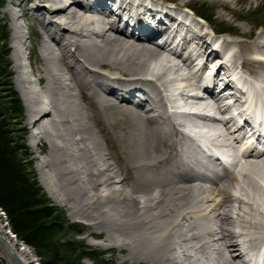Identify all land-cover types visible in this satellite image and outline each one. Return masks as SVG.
<instances>
[{
  "label": "bare ground",
  "instance_id": "obj_1",
  "mask_svg": "<svg viewBox=\"0 0 264 264\" xmlns=\"http://www.w3.org/2000/svg\"><path fill=\"white\" fill-rule=\"evenodd\" d=\"M64 1L69 8L63 0H15L0 9L2 18L14 22L16 83L26 109L22 119L26 116L38 130L34 138L51 145L38 165L46 192L70 216L93 220L88 237L102 238L104 249L118 250V264H247L246 256L262 246L264 235V188L258 183L263 178L257 167L264 155L243 156L247 164L238 165L239 176L229 175L238 188H228V177L195 188L179 173L206 168L191 153L190 133L198 126L190 113H171L169 107H180L177 93L190 110L225 114V101L233 97L228 90L245 94L240 81L233 80L237 70L248 90L264 93V30L254 40L244 29L223 39L207 30L215 31L210 19L202 24L186 9L208 1L230 21L244 19L243 11L262 9L264 0ZM21 18L28 35L20 33ZM165 47L170 57H162ZM26 49L27 72L19 55ZM200 61L203 67L194 71ZM213 65L216 73L210 76ZM199 74L209 80L212 93L220 80V94L209 101L197 97L208 87L195 81ZM182 119L192 122L183 124L186 130ZM234 121L227 117L222 129L205 125L212 135L200 136L215 148H230L237 133L230 131ZM99 133L109 144L122 146L124 160L108 161L112 153ZM1 211L4 247L20 264H35L33 246L19 244L8 232L6 224L15 234ZM0 260H5L1 254Z\"/></svg>",
  "mask_w": 264,
  "mask_h": 264
},
{
  "label": "trees",
  "instance_id": "obj_2",
  "mask_svg": "<svg viewBox=\"0 0 264 264\" xmlns=\"http://www.w3.org/2000/svg\"><path fill=\"white\" fill-rule=\"evenodd\" d=\"M2 4L0 0V9ZM9 35L8 26L0 22V208L13 232L36 248L44 264H79L87 257L97 261L86 247H77L80 241L67 238L63 214L43 191L30 162L24 128L17 129L23 107L18 93L8 88L11 73L5 48Z\"/></svg>",
  "mask_w": 264,
  "mask_h": 264
},
{
  "label": "rangeland",
  "instance_id": "obj_3",
  "mask_svg": "<svg viewBox=\"0 0 264 264\" xmlns=\"http://www.w3.org/2000/svg\"><path fill=\"white\" fill-rule=\"evenodd\" d=\"M15 0H2L3 2V7L8 5H12V2H14ZM63 2L65 3V1L63 0ZM60 3V1H59ZM62 3V2H61ZM60 5V4H59ZM13 6V5H12ZM67 8L70 7V5L68 6L66 4ZM6 8V7H5ZM72 11L75 9L73 7ZM4 10V9H3ZM196 13L200 16V17H207L208 19H210L212 21L213 26L215 27V31L213 32L212 28H210V26H208V31L211 35H216L217 37H219V35H217L215 32L217 31H223L221 33H225V32H229L228 34L233 37V36H237L238 33L241 32V29H244L249 35H250V40H254V38H257V36L261 33V31L264 30V6H262V9H258V11L256 12H247V11H243L241 13L242 17L244 19H233L230 21H225L222 18H220V15L224 17V15H222L223 12H220V10L217 9V7L212 6V4L208 1H203V2H196V8H195ZM245 15V17H244ZM7 17V19H5ZM4 18H2V16L0 15V22L3 24H6L8 26L9 29V43L6 46V52H7V61L10 62V76H11V82H10V86H8L9 89L13 90L18 93L19 98L21 100V104L22 107L25 109V103L23 100V96L20 94V92L17 90V83H16V78H17V72H16V68H15V61H14V56L16 55V48H17V42L16 40H14V22L12 21V19L9 16H6ZM87 18V17H85ZM225 18L227 19V17L225 16ZM247 18V19H246ZM228 20V19H227ZM7 23H6V22ZM206 22V21H205ZM20 25V33L21 34H25L28 35L27 33V28H25V20L24 19H20L18 21ZM24 25V26H23ZM90 27V26H89ZM93 27V26H92ZM217 29V30H216ZM227 34V35H228ZM226 35V34H224ZM97 40V38H95ZM225 39V38H223ZM248 41V39H247ZM20 52V56L22 57V61L25 64V71H29L31 70L30 65L26 66V63L28 62L27 59L29 57V51L26 49L23 51V53L19 50ZM30 79V78H29ZM27 80L24 82V86L26 88H29L30 86V80ZM31 79H33V77H31ZM8 81V80H7ZM26 110V109H25ZM27 114V112L25 113ZM24 123V126H22ZM17 129L20 130L21 126L22 128H24L23 132H25L26 136H24L25 140H26V146L28 147V152L30 153V162H32L33 164V169L37 175L38 178V182L40 184V186L42 187L43 191L47 194V197L51 200L52 205L57 208L59 210L60 213L63 214L62 217H64V221H65V225L67 226V232L66 236L67 238L70 240V238H74V240L76 241H80V244L77 245L78 248L81 247H86L88 252L94 253L97 256V261L91 260V259H83L80 261L79 264H97V263H106V264H118L119 258H120V253L118 252V250L116 249H111V248H106L104 249L103 247V241L100 238H92V237H88V233L86 229H91L93 230V227H90V225L92 224L93 220H89L88 218L82 219V218H74L72 216H70L69 210L66 207H63L62 205H59L52 197L49 196V194L46 192V190L44 189V187L41 184V176H42V172L39 170L38 165L39 162L41 160H44L46 154H43L42 152H48L50 150V143L48 141V139H44L43 141H40L38 138H34L33 135H35L37 133V129L33 128L31 125L28 124L27 122V117L25 116V119H22V121H20L19 123L17 122ZM98 138L100 140L101 143L104 144L105 148L107 149L106 152L108 153H112V155H109V162L110 163H114L115 160L118 161V163L121 160H124V156L122 153V146H117V144L115 146L109 144V141L107 142L106 138L104 137L103 134H97ZM34 142H38V145L34 146ZM91 147V145H90ZM43 172L47 173L48 170H44ZM97 171H95V180L98 179L97 176ZM109 174V173H108ZM124 175H126L127 173L124 172ZM83 177V181H81L82 183H85V187H87L88 189H90V186L88 184L87 181V177H85L84 175H82ZM129 185V184H128ZM125 185L126 187H124L123 189L125 190V193H130V186ZM1 209V208H0ZM4 215V214H2ZM3 219L4 224H6V218L5 216H1ZM73 225V228H70V226ZM8 232L12 235H14L15 238H17L19 244H26L28 246H30L29 244H27L26 242H24L23 240H20L15 234L11 233L9 230L8 225H5ZM75 231H80L81 233L75 234ZM0 239H1V234H0ZM30 248V247H29ZM33 248V247H32ZM30 248V250L33 252V255L35 256V264L40 263V261L42 260V258L38 255L37 250ZM181 249L176 246V252H180ZM214 252L212 251L211 254H213ZM0 254L1 256L5 259L4 261L0 260V264H20L18 259H16L12 252H9L8 249L6 247H4V243L0 240ZM199 258H201L203 260L202 255L199 254Z\"/></svg>",
  "mask_w": 264,
  "mask_h": 264
}]
</instances>
